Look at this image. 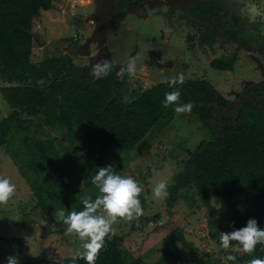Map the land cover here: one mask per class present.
Returning a JSON list of instances; mask_svg holds the SVG:
<instances>
[{
  "label": "trees",
  "instance_id": "trees-1",
  "mask_svg": "<svg viewBox=\"0 0 264 264\" xmlns=\"http://www.w3.org/2000/svg\"><path fill=\"white\" fill-rule=\"evenodd\" d=\"M217 1L186 0L180 5L185 18L198 23L208 18L216 29L228 18L233 33L244 40L245 26L251 24L248 8L257 0H232L233 6H237L223 15ZM126 2L120 0L111 14L129 9L139 12L145 0L131 5ZM51 6V0H0V81L7 83L0 87V94L11 108L6 117L0 118V148L5 147V154L19 163L20 172L34 190L35 206L40 213L56 219L57 210L63 208L66 214L80 211L83 197L96 198L98 190L91 183L92 177L100 167L110 164L116 151L135 149L155 129L169 108L163 107L165 93L174 91V87L159 82L135 96L127 87V73L122 79L116 76L126 64L112 60L109 75L95 79L92 68L75 65L70 55L31 62L33 19ZM212 30L202 32L197 46H208L214 52L212 46L217 42L218 31ZM254 41L259 52L262 43ZM189 47L194 48V44ZM236 60L237 53H233L212 59L210 66L231 71ZM178 90L180 104L194 103L191 112L208 129L210 137L198 143L182 168L171 177L167 206L173 207L183 197L197 202V208L206 207L210 213L209 237L219 246L221 232L244 227L250 218L264 228V81L246 83L233 100L205 79H184ZM45 127L58 129L61 137L51 138ZM81 144L89 151L83 157ZM94 152L98 156H93ZM114 170L119 174L116 167ZM188 190H193L197 198L182 194ZM213 214H217L216 219ZM26 216L25 213L23 217ZM159 218L154 215L146 220L153 222ZM165 227L168 232L162 238L163 253L152 264H183L179 250L174 249L178 243L188 251L192 263L207 264L197 256L194 244L186 240L177 222ZM126 235L106 237L96 264H146L141 256L134 257L122 248ZM3 240L10 250L13 242L20 239L14 236ZM233 247L234 241L223 253L236 256L234 264L264 259V245L258 244L251 255L232 250ZM18 261L73 264L72 256L50 259L42 255ZM75 264L85 261L77 259Z\"/></svg>",
  "mask_w": 264,
  "mask_h": 264
},
{
  "label": "rangeland",
  "instance_id": "rangeland-1",
  "mask_svg": "<svg viewBox=\"0 0 264 264\" xmlns=\"http://www.w3.org/2000/svg\"><path fill=\"white\" fill-rule=\"evenodd\" d=\"M119 1L51 0V8L42 10L33 19L30 61L38 63L48 57L70 55L75 65L92 68L102 60L123 65L131 57H138L136 73L129 76L127 84L135 96L153 84L179 74H183L184 79L209 81L229 100L237 96L244 84L264 80V56L243 49L238 52L233 70L212 68L211 60L232 53L235 45L228 46L226 51L216 47L215 53L207 47H198L197 42L201 37L199 29L203 27L182 18V10L176 5L170 6L168 0H145L147 2L142 5L144 13L129 9L113 26L114 17L108 13ZM136 2L127 0L126 3L131 5ZM68 10L84 15V23L69 22L65 17ZM191 43L194 48L189 47ZM3 85L7 83L0 81V87ZM179 87L180 84H177L174 91ZM174 107L167 109L155 129L135 149L116 151L115 156L110 157V164L118 169L119 175L132 176L143 188L140 194L142 199L139 196L143 215L130 222H118L113 227L117 235L127 234L122 248L134 257L141 256L146 264H152L161 257L164 248L162 238L168 232L165 225L173 226L174 222L183 229L186 240L194 244L200 260L207 261V264H226L225 249L209 237L210 213L206 207L197 208V202L191 203L183 197L173 207H168L166 199L153 197L155 184L165 179L169 182L198 143L210 137L208 129L192 112L177 114ZM10 110L0 94V118L6 117ZM44 130L49 132L51 138L61 137L58 129L45 127ZM80 149L82 157L89 153L83 144ZM92 155L96 157L98 153ZM61 160L62 157L59 162ZM18 164L5 154V147L0 148V175L15 185L13 197L7 205H0V262H5L8 256H16L18 260L23 257L38 259L42 255L50 259L73 256L79 250L80 242L75 236L64 234L66 226L63 223L56 225V219L40 213V208L35 206L34 190L23 177ZM184 193L197 198L193 190ZM25 213L26 218L23 217ZM154 215L160 218L153 222L146 220ZM212 217L216 219L217 214ZM14 236L20 240L13 242L12 249L8 250L3 238ZM14 247L19 250L16 251ZM174 249L179 250L183 264H194L181 244L178 243ZM232 250H236V247ZM227 264L233 263L228 261Z\"/></svg>",
  "mask_w": 264,
  "mask_h": 264
},
{
  "label": "clouds",
  "instance_id": "clouds-1",
  "mask_svg": "<svg viewBox=\"0 0 264 264\" xmlns=\"http://www.w3.org/2000/svg\"><path fill=\"white\" fill-rule=\"evenodd\" d=\"M138 57H131L126 66L121 68L116 76L123 78L125 73L134 76L136 73ZM111 61L102 60L92 66L93 78H104L112 71ZM162 83L169 87L184 83L183 74L173 78H166ZM180 91L175 90L165 93L163 107L175 105L174 112L177 114L191 113L194 103L180 104ZM91 183L98 190V195L93 200L89 196L81 199L83 209L71 211L66 214L63 208L55 212L57 222H62L66 236H75L80 242L79 250L72 256L73 264L77 259H83L85 264H96L98 256L104 247L105 238L114 236L116 229L113 225L121 221L130 222L143 215V208L139 199L143 191L142 186L132 176H122L116 173L114 165L109 164L100 167L92 177ZM168 180H161L152 189L153 197L164 200L168 196ZM15 193V185L9 179L0 177V205H7ZM236 242V251L241 254L251 255L256 246L264 245V228L258 226L255 219H249L246 226L234 229L231 232H221L220 246L228 250L232 242ZM228 261H236V256L227 255ZM6 264H19L16 256H8ZM248 264H264V259L254 258Z\"/></svg>",
  "mask_w": 264,
  "mask_h": 264
},
{
  "label": "flooded vegetation",
  "instance_id": "flooded-vegetation-1",
  "mask_svg": "<svg viewBox=\"0 0 264 264\" xmlns=\"http://www.w3.org/2000/svg\"><path fill=\"white\" fill-rule=\"evenodd\" d=\"M185 1L186 0H181V1H178L176 3H171V0H168L170 6H173V5L178 6L182 10L183 15H184L185 10H184V8L181 7L180 2H185ZM146 2H144V3H146ZM142 5H144V4H142ZM236 6H237V4L235 6H233L232 0H218L217 1V7L222 8V10H221L222 15L232 12V9ZM142 9H143V7H142ZM135 10H137V9H135ZM248 10H249V16L248 17L251 20V22H250L251 24L250 25L247 24L245 26L246 33L244 36L246 38L244 40H240L238 38V35L233 33L234 27L229 22L228 18H226L225 22L219 23L220 27L218 29H216V24H214L208 18H206V20H204L202 23H198V22H195L193 20L192 21L195 24L203 27V29L200 28L202 31L201 32L199 31V33H201V37L203 36L202 32H204V34H207V33H210L212 29L218 31L217 42H215L214 45L212 46L214 48L213 53L216 52V49H215L216 47L217 48L219 47L221 50L226 51L228 49V46L235 45V49L232 53L221 55V56H229L233 53H237V58H238V52L240 49H243L246 52H250V53L255 54V55L264 56V0H257V3L251 4V6L248 8ZM112 11H113V6L111 7V11L108 14L110 15L112 13ZM141 12L144 13L143 10L139 11L138 13H141ZM125 13H126V11L125 12H121L120 10L116 11L115 15H113V17L115 18L113 21V26L120 19V16L124 15ZM221 14H219V15H221ZM183 15H181L182 18L187 19V20H191V19L185 18ZM142 16H144V14ZM92 19L95 20V18H92ZM88 24L90 25L91 23H88ZM92 29H93V27L91 28V32H92ZM201 37L199 38V41H200ZM254 40H259L262 43L261 50L259 52L256 51L258 46H256ZM242 41H243V43H242ZM244 41H246L248 44H245ZM205 47H207L208 50L211 52V49L208 46H205ZM221 56H218V57H221ZM215 58H217V57H215ZM263 81H261V82H263ZM251 82H254V81H251ZM261 82H258V83H261ZM248 83H250V82H248ZM254 83L258 84L256 82H254Z\"/></svg>",
  "mask_w": 264,
  "mask_h": 264
},
{
  "label": "water",
  "instance_id": "water-1",
  "mask_svg": "<svg viewBox=\"0 0 264 264\" xmlns=\"http://www.w3.org/2000/svg\"><path fill=\"white\" fill-rule=\"evenodd\" d=\"M178 1H181V0H171V3H176ZM65 17L66 19H68V21H77L79 23H81V25L84 23V20H85V16L82 15V14H73L71 13L69 10L66 12L65 14Z\"/></svg>",
  "mask_w": 264,
  "mask_h": 264
},
{
  "label": "crops",
  "instance_id": "crops-1",
  "mask_svg": "<svg viewBox=\"0 0 264 264\" xmlns=\"http://www.w3.org/2000/svg\"><path fill=\"white\" fill-rule=\"evenodd\" d=\"M86 24V23H85ZM32 31H33V29H32Z\"/></svg>",
  "mask_w": 264,
  "mask_h": 264
}]
</instances>
